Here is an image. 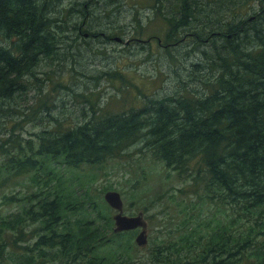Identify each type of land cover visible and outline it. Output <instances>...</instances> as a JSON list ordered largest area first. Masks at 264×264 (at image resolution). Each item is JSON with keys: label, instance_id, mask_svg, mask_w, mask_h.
<instances>
[{"label": "trees", "instance_id": "16d2710c", "mask_svg": "<svg viewBox=\"0 0 264 264\" xmlns=\"http://www.w3.org/2000/svg\"><path fill=\"white\" fill-rule=\"evenodd\" d=\"M257 1L259 11L246 16L248 0H154L169 25L159 42L169 46L188 38L197 72L190 76L205 75L199 77L202 85L145 95L141 105L119 110L93 103L90 113L64 124L65 117L53 111L47 58L73 53L69 35L95 15L81 17L90 0H59L60 9L50 0H0V128L7 132L12 111L20 110L22 97L28 101L35 86L42 95L32 103L46 107L34 114L56 123L16 149L0 143V185L28 175L47 187L30 191L20 210L0 211V257L6 251L16 264L141 261L132 229L114 230L106 201L67 189L75 178L84 183L77 170L102 165L143 142L156 160L192 181L191 188L183 186L187 194L176 211L161 219L181 233L156 241L150 264H264V0ZM66 9L71 27L58 29ZM43 63L50 72L40 78ZM62 81L54 87L69 88L71 82ZM202 205L211 209L210 217H195Z\"/></svg>", "mask_w": 264, "mask_h": 264}, {"label": "rangeland", "instance_id": "374dc122", "mask_svg": "<svg viewBox=\"0 0 264 264\" xmlns=\"http://www.w3.org/2000/svg\"><path fill=\"white\" fill-rule=\"evenodd\" d=\"M106 1L108 3H105ZM114 1L116 0H90L91 6H83L81 17L85 14L95 15H92L90 23L69 35L71 42L76 44L70 50L73 53L61 52L56 58H47V68L50 67L51 72L44 70V63L40 68L46 71L38 73L40 78L50 72L51 96H54L57 104L53 111L55 115L65 117L64 124L75 123L74 119L90 113L93 103L119 110L127 106L141 105L146 101L145 95L158 93V96L163 97L170 92L172 94L179 91L188 83L191 86L202 85L199 77L205 75L201 74L195 78L190 76V71L193 74L197 72L191 64L196 58H190L189 39L184 38L177 44L174 43L175 45L168 44L169 46L159 42L158 38L169 32V25L164 15L156 8L154 0ZM67 2L68 0L65 3ZM52 5L60 9L63 2L50 0L49 6ZM243 9L246 16H250L259 11L260 6L257 0H248ZM164 11L166 9H163ZM61 16L64 22L58 29L70 28L71 25L69 27L65 21L69 17L68 9L63 10ZM89 30L95 31L97 35L85 36ZM139 31L142 33L137 34ZM192 32L190 30V33ZM60 37L62 39V35ZM178 39L179 37L173 38L172 41ZM198 40L203 44V40ZM59 79H63L64 83L71 82L69 88L64 86L55 88ZM46 90L44 87V91ZM41 95V90L35 86L32 92H28V101L22 97V105L18 108L20 110L17 113L12 111L14 118L9 119L7 132L0 128V143L5 142V147L16 149L20 142L25 143L30 138H36V133L43 128L56 125L55 121H49L50 117L41 118L42 112L34 114L35 110L46 107V104L41 102L32 103ZM49 104L52 105V102ZM26 111L32 114L26 116ZM142 146L143 142H140L130 147L127 154L111 158L102 165H87L77 170L81 173L84 183L75 178L67 192L77 191L82 196L88 192L91 197L102 202L106 201L104 195L108 189H117L124 199L125 213L137 214L144 211L148 220V241L139 245L138 254L142 255V260L137 264H150L152 261L150 250L154 243L160 238L166 240L177 238L181 233L182 230L173 224L162 225L161 219L169 216V209L176 211L181 203L182 193L187 194L183 186L190 183L191 188L192 181H184ZM2 151L3 148L0 147V153ZM38 187L47 188L42 181L32 182L28 175L7 180L0 185L2 214L8 215L20 210L28 193ZM182 187L183 192H180ZM7 195H14L16 200L6 199ZM192 197L195 196L190 192V199ZM86 205L92 206L90 202ZM110 209L113 216L116 209L111 205ZM193 213L196 218L210 217L211 209L208 205H202L200 211L196 208ZM140 229L130 231L135 241ZM6 253L3 252V256L0 257V264H16ZM16 255L12 253V256ZM166 264L173 262L169 261Z\"/></svg>", "mask_w": 264, "mask_h": 264}, {"label": "water", "instance_id": "95a60500", "mask_svg": "<svg viewBox=\"0 0 264 264\" xmlns=\"http://www.w3.org/2000/svg\"><path fill=\"white\" fill-rule=\"evenodd\" d=\"M104 196L106 201L116 209V213L113 215L115 221L114 230L122 231L141 228L136 236V242L139 245L146 244L148 241V220L144 215V211H139L137 214L125 213L124 199L121 192L117 189H108Z\"/></svg>", "mask_w": 264, "mask_h": 264}]
</instances>
